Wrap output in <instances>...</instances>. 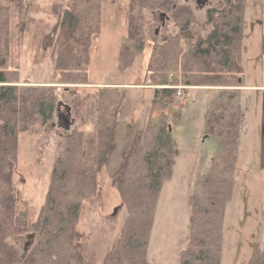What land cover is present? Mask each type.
<instances>
[{"label": "trees", "instance_id": "obj_1", "mask_svg": "<svg viewBox=\"0 0 264 264\" xmlns=\"http://www.w3.org/2000/svg\"><path fill=\"white\" fill-rule=\"evenodd\" d=\"M3 1L18 8L24 6V10L26 4V0H0V201L6 210L5 218L0 220V264L16 263L8 236L12 230L24 232L29 227L36 240L24 264H71L81 247V208L96 196L98 178L114 138L121 98L99 105L96 131L86 133L75 128L63 132L44 202L37 219L29 225L28 211L16 212L11 195L19 135L49 123L57 106L63 105L60 98L65 90L59 86L19 84L18 66L13 67L11 62L9 22L1 19L9 10ZM223 2L224 8L208 10L207 23L212 29L205 37L197 38L191 31L192 12L179 10L173 19L178 32L168 34L161 43H152L146 64L144 84L155 86L151 112L176 104L181 98L179 86L218 89L206 129L217 138L218 149L198 182L201 195L191 202L188 243L181 250L178 264H221L223 258V225L227 203L234 192L245 118L244 108L235 99L244 71L241 47L246 0ZM131 5L127 34L121 37L119 49V67L123 70L133 67L136 61L143 63L141 56L147 49L148 39L139 20L141 10L151 4L149 0H132ZM100 6L99 0H69L60 11L54 39L52 79L56 83L90 82V61L99 47ZM72 69L80 75L69 76ZM103 89L117 93L112 88ZM175 117L180 120L182 112H176ZM166 118L164 115L158 122L149 118L147 125L136 132L113 178L129 215L103 264H148L162 183L172 173L174 144ZM246 264H264V245L254 246Z\"/></svg>", "mask_w": 264, "mask_h": 264}, {"label": "rangeland", "instance_id": "obj_2", "mask_svg": "<svg viewBox=\"0 0 264 264\" xmlns=\"http://www.w3.org/2000/svg\"><path fill=\"white\" fill-rule=\"evenodd\" d=\"M68 2L26 0L25 10L24 6L18 8L14 3L2 2L9 6L1 19L5 22L7 18L9 22L11 62L13 67L18 66L19 84L59 86L65 90L60 98L63 105L57 106L49 123L19 135L11 187L16 212L28 211V223H34L48 191L63 132L75 128L86 133L96 131L99 105L121 98L114 138L98 178L96 196L85 201L81 208V247L71 264H103L129 215L113 178L136 132L147 125L149 118L158 122L164 115L171 125L174 156L172 173L162 183L156 206L147 261L178 264L181 250L188 243L191 202L201 195L198 182L218 149L217 138L206 130L207 115L218 89L179 86L181 98L176 104L151 112L155 86L144 84L146 64L151 44L161 43L168 34L178 32L173 19L179 10L192 12L190 29L198 38L205 37L212 29L207 23L208 10L222 9L225 4L223 0H149L151 6L141 10L139 20L148 39L141 56L143 63L136 61L133 67L123 70L119 67V49L121 37L127 34L132 0H99V47L90 61V82L76 84L56 83L52 79L58 18ZM245 6L241 47L244 71L235 99L244 108L245 118L234 192L227 203L223 225L221 264H246L254 246L264 245V0H246ZM78 73L72 69L68 74ZM106 87L117 93L105 92ZM178 111L182 117L177 121ZM5 213L0 201V220L5 218ZM35 240L30 227L24 232H10L8 242L14 250L15 264H24Z\"/></svg>", "mask_w": 264, "mask_h": 264}, {"label": "built area", "instance_id": "obj_3", "mask_svg": "<svg viewBox=\"0 0 264 264\" xmlns=\"http://www.w3.org/2000/svg\"><path fill=\"white\" fill-rule=\"evenodd\" d=\"M178 95L181 96V92H178Z\"/></svg>", "mask_w": 264, "mask_h": 264}, {"label": "crops", "instance_id": "obj_4", "mask_svg": "<svg viewBox=\"0 0 264 264\" xmlns=\"http://www.w3.org/2000/svg\"><path fill=\"white\" fill-rule=\"evenodd\" d=\"M209 88V87H208ZM213 88V87H212ZM217 89V88H216ZM252 89H253V87H252ZM263 224H264V222H263Z\"/></svg>", "mask_w": 264, "mask_h": 264}]
</instances>
